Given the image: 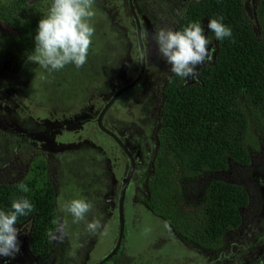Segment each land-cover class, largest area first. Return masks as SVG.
I'll list each match as a JSON object with an SVG mask.
<instances>
[{
    "label": "rangeland",
    "instance_id": "1",
    "mask_svg": "<svg viewBox=\"0 0 264 264\" xmlns=\"http://www.w3.org/2000/svg\"><path fill=\"white\" fill-rule=\"evenodd\" d=\"M39 1L48 8L52 3L29 0ZM192 1L133 0L143 17V33L150 50L148 67L142 83L124 92L106 112L104 119L115 131L130 138L152 136V131L156 136L163 88L171 71L152 35L159 28L175 30ZM256 3L244 0L246 15L255 27ZM93 9L95 32L83 67L69 64L48 73L26 59L18 72L7 62L0 71L5 90L0 92V183L23 179L42 159L57 188V200L83 197L91 201L93 209L87 218H99L107 228V235L103 229L89 234L83 222L72 224V217L59 208L61 223L67 220L69 224L67 235L62 242L55 241L48 257L38 260L27 249L26 236L21 243L30 223L20 224L16 226L20 229L18 240L24 257L30 260L27 264H96L115 248L119 238V180L127 170L118 147L100 130L97 117L118 90L139 75L141 52L128 0H94ZM15 35L0 21V52L13 46ZM208 48L211 58L202 65L214 57L216 45L211 41ZM202 65L197 66V75ZM41 73L45 79L40 78ZM185 79L197 81V76ZM252 134L260 147L252 153L249 166L231 162L226 171L189 178L182 186L189 205L202 199L205 186L213 178L242 184L248 190L250 202L242 210L243 223L227 234L220 249L185 242L154 215L144 200L148 196L144 173L134 178L128 193L125 255L122 262L113 259L107 264H264V136L256 125ZM142 139L147 141L146 155L151 156L154 139ZM5 260L1 257L0 264Z\"/></svg>",
    "mask_w": 264,
    "mask_h": 264
},
{
    "label": "trees",
    "instance_id": "2",
    "mask_svg": "<svg viewBox=\"0 0 264 264\" xmlns=\"http://www.w3.org/2000/svg\"><path fill=\"white\" fill-rule=\"evenodd\" d=\"M48 10L43 1L0 0V19L16 34L13 46L0 52L1 63H9L15 72L22 68L26 54L34 51L38 22ZM255 14L256 27L246 15L244 0H194L175 29L199 22L216 51L213 60L199 68L197 81L187 82L171 72L165 83L158 146L144 200L185 242L209 250L220 249L227 234L241 227L250 194L242 184L213 178L202 199L189 205L182 186L189 178L226 171L231 162L249 166L260 147L252 128L256 125L264 136V0H257ZM221 17L232 36L218 40L207 23ZM20 183L28 186L27 193L18 189ZM21 196L34 209L18 217L16 226L30 223L29 250L44 259L54 248L48 233L56 231L61 213L57 188L42 159L23 179L0 183V210H10L12 198ZM125 232L117 258L128 243Z\"/></svg>",
    "mask_w": 264,
    "mask_h": 264
},
{
    "label": "clouds",
    "instance_id": "3",
    "mask_svg": "<svg viewBox=\"0 0 264 264\" xmlns=\"http://www.w3.org/2000/svg\"><path fill=\"white\" fill-rule=\"evenodd\" d=\"M94 0H52L46 15L38 22L34 36V51L26 54L27 61L36 63L48 73L59 71L66 65L83 67L95 28L91 21L95 15ZM221 18L210 19L207 28L218 40L232 36L229 27ZM157 50L162 59L170 65V71L181 78L197 76V66L210 59L209 40L199 22H189L182 30L159 28L153 35ZM213 60V59H212ZM41 79L46 77L41 73ZM24 193L29 191L25 183L17 185ZM60 210L72 217V224L84 223L89 234H96L107 228L99 218L89 220L88 214L93 209L91 201L80 197L57 201ZM34 205L25 197H13L10 210H0V256L14 257L20 251L18 240L19 228L16 227L18 217L27 216ZM67 220L60 223L55 232L48 233L49 238L62 242L67 235Z\"/></svg>",
    "mask_w": 264,
    "mask_h": 264
},
{
    "label": "flooded vegetation",
    "instance_id": "4",
    "mask_svg": "<svg viewBox=\"0 0 264 264\" xmlns=\"http://www.w3.org/2000/svg\"><path fill=\"white\" fill-rule=\"evenodd\" d=\"M128 1H129V7H130V10H131V15H132V19H133V27L135 29V32L137 33V39H138L139 46H140L141 69H140L139 75L134 80H132L130 83H127L126 85H124L121 88V89H123V88H125V89L110 104V106H108L106 108V105L112 99H110L109 102L107 104H105L104 108L101 110L99 116L97 117V124L100 127V130L105 135L110 137V140L120 150L121 157L124 158V160H123L124 161V169H126L127 171H126L125 175L123 177H121L120 180H119V182H120V197H119V203H118V214H119L120 198H121V194H122L123 189H124V213H125V216H126V203L128 201V193H129V190L132 188V183H133L134 178L140 177L142 174L145 173L146 174L145 175V180L147 178L146 181H148V177H149L150 173L153 170L154 156L156 154V150H157V146H158L157 135H158L159 127H160V124H159L156 136L154 135V131H152V136L150 134V135H147V136H141L139 138H130V137L124 135L122 132H119L117 130L115 131L114 128H112L106 122V120L104 119L106 112L110 109V107L115 102L117 103L118 98L121 95H123L124 92H128L129 90H133L134 88L138 87L140 85V83H142V81H143L142 80V76L144 75V73L146 71V68L148 67L147 59H148V55H149L150 50H149V44L146 43L147 41H146V38H145V34L143 33V26H142V24H144L143 23V17L141 16V14L138 13L137 9L135 8L133 0H131V1L128 0ZM131 2H132V5L135 8V14L132 12ZM34 4H37V2H35ZM0 21L4 22L2 19H0ZM137 21H139V23ZM12 30H13V28H12ZM3 65H5V63H3V62L1 63L0 62V71L3 68ZM121 89H119V90H121ZM0 92H5L4 86L1 84V81H0ZM163 92H164V88H163ZM105 108H106V111L104 112L102 119L99 120L100 115H101V113L103 112V110ZM143 133H145V132L143 131ZM143 137H148L149 140L153 138L154 139L153 141H155V150H154V152H153V154L151 156H147L146 155V153L148 151L147 144H146L147 141L142 139ZM107 144H109V139H108V143ZM121 168H123V167H121ZM57 194H58V192H57ZM57 199H58V195H57ZM28 231H29V229H28ZM23 234H24L23 235V239H22V241L20 239V241L22 243L24 238H25V236H26V245H27V249L29 250V247H28V244H27V235L28 234L26 235L25 232ZM22 249H23L22 244H20V251L14 257L0 256V258L4 257L6 259L5 261L7 263H9V264H27L26 262H30V260H28L26 257H24V255H23L24 252H22ZM30 253H31V251H30ZM31 255L34 256L32 253H31ZM116 255L111 257L108 261H106L103 264H107L113 259H116L117 263H118V261H119V263L122 262V259H123L122 257H123V255H125V253H123V255L121 257H119V258H117ZM8 258H10L12 261L8 260ZM38 260H43V259H38ZM6 262H3V264H7ZM98 263H96V264H98ZM28 264H30V263H28Z\"/></svg>",
    "mask_w": 264,
    "mask_h": 264
},
{
    "label": "water",
    "instance_id": "5",
    "mask_svg": "<svg viewBox=\"0 0 264 264\" xmlns=\"http://www.w3.org/2000/svg\"><path fill=\"white\" fill-rule=\"evenodd\" d=\"M131 1V0H130ZM131 8H132V12L135 14V8L132 5L131 2ZM139 23V21H137ZM125 88L119 90V92L114 96V98L106 105V108L108 106H110V104L116 99L115 97H117L118 95H120V93L124 90ZM106 108L103 110V112L100 115L99 120L102 119L104 112L106 111ZM124 229H125V213H124V189L123 192L121 194V198H120V206H119V238L118 241L116 243L115 248L108 254L106 255L98 264H103L106 261H108L111 257H113L116 252L119 250V247L121 246L122 243V238H123V234H124Z\"/></svg>",
    "mask_w": 264,
    "mask_h": 264
}]
</instances>
